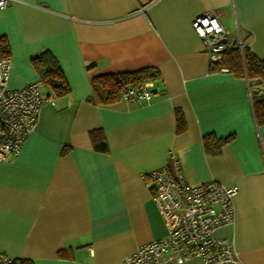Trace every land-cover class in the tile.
I'll return each instance as SVG.
<instances>
[{
  "label": "crops",
  "instance_id": "1",
  "mask_svg": "<svg viewBox=\"0 0 264 264\" xmlns=\"http://www.w3.org/2000/svg\"><path fill=\"white\" fill-rule=\"evenodd\" d=\"M207 12L219 15L227 45L248 38L264 59V0H10L0 11L9 86L39 81L31 61L50 51L71 88L56 97L44 87L54 104L43 106L20 153L0 161V253L32 264H125L167 236L146 176L172 155L188 184L238 188L236 222L214 236L233 239L242 264H264V124L246 78L210 72L192 28ZM144 68L159 74L150 102H89L94 77ZM95 130L108 153L94 149ZM209 136L232 140L214 156Z\"/></svg>",
  "mask_w": 264,
  "mask_h": 264
},
{
  "label": "built area",
  "instance_id": "2",
  "mask_svg": "<svg viewBox=\"0 0 264 264\" xmlns=\"http://www.w3.org/2000/svg\"><path fill=\"white\" fill-rule=\"evenodd\" d=\"M9 1L0 0V11L8 7ZM192 28L203 41L210 63L221 64L229 46L224 42L227 32L219 15L215 12L199 15L193 19ZM11 69L10 58L0 59V161L20 153L35 130L43 106L54 104L53 99L43 95L40 80L19 89L11 88ZM220 72L229 73V69L222 66ZM153 91L154 81H150L141 88L124 92L122 100L148 103ZM170 159L171 165L146 176L167 236L141 246L124 263L173 264L200 259L204 264H242L234 240L214 236L218 229L235 224L234 198L238 188L215 180L192 186L185 179L180 160L172 155ZM13 261L0 253V264Z\"/></svg>",
  "mask_w": 264,
  "mask_h": 264
},
{
  "label": "trees",
  "instance_id": "3",
  "mask_svg": "<svg viewBox=\"0 0 264 264\" xmlns=\"http://www.w3.org/2000/svg\"><path fill=\"white\" fill-rule=\"evenodd\" d=\"M227 41V40H226ZM248 41L242 39L234 46H229L221 64L210 63V72H220L221 67L229 69V73L237 78H246L249 82L253 111L258 125L264 124V59L257 58L249 49ZM242 48H241V47ZM9 44L6 38L0 36V53L3 59L9 57ZM39 80L48 87L56 97L67 96L71 88L58 59L45 51L31 61ZM158 72L144 68L134 72L96 76L92 80L93 96L89 102L94 104H113L122 100V95L129 89H138L150 81L158 79ZM263 94V95H261ZM177 133L186 129V121L182 111H176ZM93 147L101 153H108V144L101 130L90 133ZM232 140V136L217 139L206 137L204 147L208 154L217 156L221 148ZM61 256V255H60ZM12 264H32L30 260H15Z\"/></svg>",
  "mask_w": 264,
  "mask_h": 264
},
{
  "label": "rangeland",
  "instance_id": "4",
  "mask_svg": "<svg viewBox=\"0 0 264 264\" xmlns=\"http://www.w3.org/2000/svg\"><path fill=\"white\" fill-rule=\"evenodd\" d=\"M236 35H237V39H238V34H236ZM43 90H46V89H45V88H43V89H42V91H43Z\"/></svg>",
  "mask_w": 264,
  "mask_h": 264
},
{
  "label": "water",
  "instance_id": "5",
  "mask_svg": "<svg viewBox=\"0 0 264 264\" xmlns=\"http://www.w3.org/2000/svg\"><path fill=\"white\" fill-rule=\"evenodd\" d=\"M224 42L226 43V40H224ZM261 95H263V94H261Z\"/></svg>",
  "mask_w": 264,
  "mask_h": 264
}]
</instances>
